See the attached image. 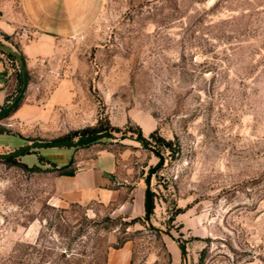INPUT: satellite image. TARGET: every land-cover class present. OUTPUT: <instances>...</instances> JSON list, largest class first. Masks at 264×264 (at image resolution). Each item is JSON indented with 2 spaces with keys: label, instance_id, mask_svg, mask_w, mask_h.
<instances>
[{
  "label": "rangeland",
  "instance_id": "374dc122",
  "mask_svg": "<svg viewBox=\"0 0 264 264\" xmlns=\"http://www.w3.org/2000/svg\"><path fill=\"white\" fill-rule=\"evenodd\" d=\"M90 1L84 31L24 59L25 92L0 130L46 141L95 127L115 136L0 160V264H110L126 241L130 264H171L174 246L182 264H264V0ZM17 2L0 0V20L12 25L0 23V41L20 51L36 35ZM24 101L46 105L43 118L16 122ZM103 152L138 204L135 195L122 210L58 201L52 163Z\"/></svg>",
  "mask_w": 264,
  "mask_h": 264
},
{
  "label": "crops",
  "instance_id": "0c3cea01",
  "mask_svg": "<svg viewBox=\"0 0 264 264\" xmlns=\"http://www.w3.org/2000/svg\"><path fill=\"white\" fill-rule=\"evenodd\" d=\"M17 6L19 17L36 35L35 38L24 41L19 46L28 65L37 56L50 55L54 51L55 41L73 37L78 32L84 31L94 16L90 0H18ZM0 23L5 31L12 27L6 18H2ZM14 61L16 60L9 58L0 50V110L12 102L20 91L21 73ZM45 106L24 101L16 108L13 117L20 125L35 123L43 118L42 114L47 108ZM0 137L5 141L0 143V148H11V150L34 140H42L28 139L20 131L13 129L0 130ZM38 155H40L39 151ZM71 160H73L74 172L58 175L56 178L55 196L58 201L80 204L98 201L103 204H114L118 210H122L133 206L131 198L135 195L138 204L137 189L134 188L129 197L125 196V187L115 175L116 162L111 152H103L85 164H81L74 153ZM21 161L23 162L22 157ZM132 254V244L126 241L121 247L108 252V263L130 264ZM171 254V264H182L180 247L174 246Z\"/></svg>",
  "mask_w": 264,
  "mask_h": 264
},
{
  "label": "water",
  "instance_id": "95a60500",
  "mask_svg": "<svg viewBox=\"0 0 264 264\" xmlns=\"http://www.w3.org/2000/svg\"><path fill=\"white\" fill-rule=\"evenodd\" d=\"M0 50L6 54H9L14 57L16 62L19 65V70L21 73V81H22V86L21 89L16 96V98L10 102V104L0 110V117L5 115L14 105L17 103V101L20 99L22 94H24L26 86H27V69H26V64L23 55L21 54L20 51L17 49H14L11 45L6 44L2 41H0ZM115 135L111 131H100L93 133L91 135H86L79 137L76 140L73 139H61V140H34L28 144H25L23 146H20L18 148H15L9 152L6 153H0L1 158H8V157H17L21 156L25 152H28L32 149H38L42 147H59V146H71L74 148L81 147L84 145H87L93 141H96L100 138L103 137H108L112 138ZM154 172V169L151 170L148 179H147V186H146V194H145V207H146V215L149 218L151 210H152V189H151V177L152 173Z\"/></svg>",
  "mask_w": 264,
  "mask_h": 264
},
{
  "label": "trees",
  "instance_id": "16d2710c",
  "mask_svg": "<svg viewBox=\"0 0 264 264\" xmlns=\"http://www.w3.org/2000/svg\"><path fill=\"white\" fill-rule=\"evenodd\" d=\"M7 55H8L9 58L14 59L13 56H11L9 54H7ZM88 130H93L94 132H99V131H102L104 129L103 128H96L95 127V128L83 129L80 132H86ZM16 159H17V157H8V158H1L0 157V160L5 161V162H13ZM72 164H73V160H71L68 164L62 165V166H59V167L55 163H52V165L58 170V173L60 175L73 173L74 172V168L72 167ZM33 167L36 168V169L39 168L38 165H33ZM182 252H184V249L183 248H182Z\"/></svg>",
  "mask_w": 264,
  "mask_h": 264
}]
</instances>
